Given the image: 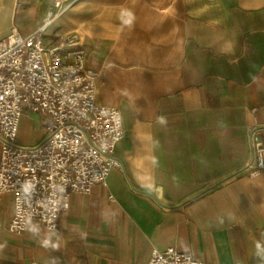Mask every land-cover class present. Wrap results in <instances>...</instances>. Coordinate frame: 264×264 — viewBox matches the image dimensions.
<instances>
[{
    "label": "crops",
    "instance_id": "crops-1",
    "mask_svg": "<svg viewBox=\"0 0 264 264\" xmlns=\"http://www.w3.org/2000/svg\"><path fill=\"white\" fill-rule=\"evenodd\" d=\"M51 0H0V41L40 28ZM73 34L99 74L97 102L117 108L119 169L74 193L60 233L7 225L0 264H148L175 247L212 264L264 261V176L250 177L252 133L264 146V0H84L46 32ZM46 138L26 112L18 144ZM1 145V142H0Z\"/></svg>",
    "mask_w": 264,
    "mask_h": 264
},
{
    "label": "built area",
    "instance_id": "built-area-1",
    "mask_svg": "<svg viewBox=\"0 0 264 264\" xmlns=\"http://www.w3.org/2000/svg\"><path fill=\"white\" fill-rule=\"evenodd\" d=\"M80 1L53 0L38 30L23 36L14 29L0 41V198L12 197V233L23 234L36 221L59 234L71 195H89L121 167L113 154L125 137L122 115L97 102L99 74L86 67V52L73 36L45 41L47 27ZM26 112L40 114L46 132L34 147L18 144ZM251 141L247 174L264 176V147L255 133ZM148 264L212 263L170 247L154 249Z\"/></svg>",
    "mask_w": 264,
    "mask_h": 264
},
{
    "label": "rangeland",
    "instance_id": "rangeland-1",
    "mask_svg": "<svg viewBox=\"0 0 264 264\" xmlns=\"http://www.w3.org/2000/svg\"><path fill=\"white\" fill-rule=\"evenodd\" d=\"M82 1H84V0H82ZM82 1H80V2H82ZM80 2H78V3H80ZM51 3H53V0H51ZM76 4H77V3H76ZM74 5H75V4H74ZM74 5H73V6H74ZM51 6H52V4L49 6V8H50ZM71 7H72V6H71ZM71 7H70V8H71ZM49 8H48V9H49ZM68 9H69V8H67L66 10H68ZM66 10H65V11H66ZM65 11H64V12H65ZM47 12H48V10H47ZM64 12H63V13H64ZM63 13H62V14H63ZM46 17H47V15H46ZM59 18H60V17H59ZM56 20H57V19H56ZM56 20H55V21H56ZM55 21H54V22H55ZM45 22H46V18H45ZM45 22H44V24H45ZM54 22H52L51 24H53ZM44 24H43V25H44ZM51 24H50V25H51ZM50 25H49V26H50ZM49 26H48V27H49ZM48 27H47V29H48ZM47 29H46V32H47ZM46 32H45V41H46V43H47L48 41H47V39H46V38H47V37H46V36H47V35H46ZM66 36H73V37L77 38V37L74 36L73 34H67V35H65V36H62L58 41L56 40V41L53 42V43L60 42L61 39H62V38H65ZM77 40H78V38H77ZM78 42H79V40H78ZM51 43H52V42H51ZM47 44H48V43H47ZM79 44H80V43H79ZM80 47L82 48L81 45H80ZM84 51H85V50H84ZM86 57H87V54H86ZM86 67H87V66H86ZM87 68H88V67H87ZM257 137H258V136H257ZM259 140H260V139H259ZM260 142H261V141H260ZM261 144H262V142H261ZM262 145H263V144H262ZM263 147H264V146H263ZM253 162H254V160H253Z\"/></svg>",
    "mask_w": 264,
    "mask_h": 264
}]
</instances>
